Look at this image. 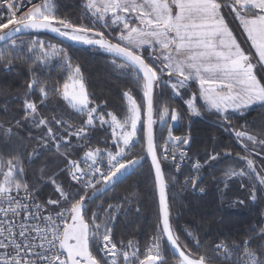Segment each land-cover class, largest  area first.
Listing matches in <instances>:
<instances>
[{
	"label": "snow or ice",
	"instance_id": "snow-or-ice-1",
	"mask_svg": "<svg viewBox=\"0 0 264 264\" xmlns=\"http://www.w3.org/2000/svg\"><path fill=\"white\" fill-rule=\"evenodd\" d=\"M81 8L87 23L58 15L56 0H0V68L14 71L16 64L27 61L31 72L23 118L38 134L27 132L34 142L27 163L49 153L64 162L54 171L44 164L30 182L26 144L15 131L23 126L21 121L0 124V145L9 146L7 155L0 151V264H169V256L172 264H213L217 258L226 264H264V230L243 245L216 244L215 257L198 251L200 241L193 230H182L192 247L181 242L162 161L171 157L179 171L190 159L184 146L191 140L173 135L169 120L178 122L179 112L156 107L157 97L168 88L175 96L188 95L185 103L192 115L199 116L203 107L226 125L230 113L264 109V0H83ZM32 32L54 33L111 54L112 64L138 87L139 99L125 91L123 114L108 110L106 102L98 103L89 92L80 66L65 47L20 39ZM56 67L63 72L59 79L50 74ZM193 82L198 91L189 95ZM52 97L62 104L50 107ZM45 109L52 114L44 115ZM157 115L167 128L163 145L154 135ZM97 127L110 130L103 147L94 144ZM226 130L234 133L244 154L238 153L226 167L221 182L227 188L236 178L255 201L258 189L264 196V159L259 170L253 159L264 156V136L251 134L247 125ZM137 147L143 153L133 155ZM145 155L154 168L159 220L142 250L135 239L114 237L117 217L127 215L121 212L124 204L104 207L96 200L142 166ZM222 157L232 159L231 151L213 148L203 164L193 160L184 185L195 187L202 168ZM48 185L51 194L43 196L41 188ZM124 200L132 202L128 196ZM257 238L260 250L251 246Z\"/></svg>",
	"mask_w": 264,
	"mask_h": 264
},
{
	"label": "trees",
	"instance_id": "trees-1",
	"mask_svg": "<svg viewBox=\"0 0 264 264\" xmlns=\"http://www.w3.org/2000/svg\"><path fill=\"white\" fill-rule=\"evenodd\" d=\"M82 3L83 0H57V14L71 20L73 23H87V20L81 19L83 14ZM20 39L24 42L31 39H40L50 44L65 47L68 55L72 57L73 63L80 66L89 92L98 103L106 102L108 110L118 115L123 114L126 106V101L123 98L125 91L131 90L139 99L138 87L130 77L123 75L122 70L117 69L112 64L111 55L100 50L77 49L62 44L43 33L28 34ZM56 63V61H53L54 66ZM50 74L59 79L63 72L56 67L55 72L51 73L50 71ZM30 75L27 61L16 64L14 71H5L0 68V124L11 126L15 121H21L23 126L15 129V131L24 138L26 144L24 159L29 173V181L31 182L38 178V170L44 164L49 165V171H54L58 170V166L62 167L64 162L62 158L49 153L38 160H34L31 165L27 163V153L33 148L34 142L27 136L30 126L23 118L22 101L26 94ZM191 88L195 90L193 85H191ZM56 100V97H52L49 101ZM5 105H7V110H5ZM162 106H167L169 109H175L179 112L181 130L178 133L185 134L189 132L192 140L191 158L203 156L213 148L217 151H231L232 153V159L222 157L218 161H212L205 168L203 185L206 193L204 196L197 197L181 193L176 189L168 191L172 222L181 234V242L192 247L191 237L184 235L182 230L184 228L193 230L200 241L198 251L214 257L213 249L217 243L224 242L230 246L243 245L250 237L257 236V233L264 230V196L260 195L258 189L257 199L253 201L249 196V190L241 188L236 178L228 182L227 188H225L221 179L223 171L234 163L237 154H244L234 133L227 131L226 128L230 126L235 130H242L243 126L247 125V130L251 134L264 136V109H254L243 115H231L230 125H226L219 119L217 114L205 111L204 108H201L202 117L194 119L188 111L185 101L176 98L168 88L162 90V98L157 97V110L159 111ZM108 135H110V130L105 132L97 127L94 133V144L103 147V140ZM155 137L158 144H160L163 131L158 127L155 130ZM11 148L16 150L15 145H12ZM253 159L257 161L259 170L260 162L264 159V156H253ZM236 166L239 167L240 165ZM162 167L168 183L181 181L185 177L183 175L176 178L170 174L166 165L162 164ZM63 179L67 183V177L65 176ZM46 189L47 186L41 188L43 196L46 195ZM126 196L131 199L130 204L124 200ZM108 197L111 198L108 201L109 203L124 204L122 212H127L126 216L121 215L115 225L118 227L114 229V237L125 241L135 239L140 242L143 249V245L148 242L149 237L156 230L159 220V199L151 162L147 160L132 177L126 179L113 191L97 200L96 204ZM240 201H243V203H240ZM260 243V239L257 238L251 241V246L254 250H260ZM169 261H172L171 256H169ZM213 264L225 263L214 260Z\"/></svg>",
	"mask_w": 264,
	"mask_h": 264
},
{
	"label": "built area",
	"instance_id": "built-area-1",
	"mask_svg": "<svg viewBox=\"0 0 264 264\" xmlns=\"http://www.w3.org/2000/svg\"><path fill=\"white\" fill-rule=\"evenodd\" d=\"M169 124L172 126L173 135L179 136L181 138L190 137L189 132H186L185 134L184 133L183 134L178 133V131L181 130V121L180 120L178 122H172L169 120ZM156 125H157V123H156ZM157 126L158 127L160 126V128H162L161 125H157ZM162 131H163V138H162V141L160 142V145H163L165 143V141L167 140V135H168L167 128H162ZM184 150L188 152V157L190 159H186L183 162V164L180 165L179 171H177V169H176V162L172 161L171 157H169L168 161H162V164L166 165L169 168L170 174L172 176L178 178V177L185 175L184 179H182L181 181H176L175 183H168L169 184V190L176 189V190L180 191L181 193L191 194V195H194L197 197H202L206 193V189L203 185V175L205 172V167L202 168L201 173H200V179L197 181V184L195 187H192L191 185L185 186L184 185L185 178L192 173V169H191L190 165H191L193 160L191 158L189 145L184 146ZM178 156H179V152H177V157ZM200 162L203 164V162L201 160H200ZM201 188H203L204 190L200 191ZM213 253H214V257H215L216 253H215L214 249H213ZM216 261L219 263H225L226 264V262H222L218 258L216 259Z\"/></svg>",
	"mask_w": 264,
	"mask_h": 264
},
{
	"label": "rangeland",
	"instance_id": "rangeland-1",
	"mask_svg": "<svg viewBox=\"0 0 264 264\" xmlns=\"http://www.w3.org/2000/svg\"><path fill=\"white\" fill-rule=\"evenodd\" d=\"M56 2H57V0H56ZM37 34H40V33H37ZM239 39H241V40H243L244 39V37L243 36H240V37H238ZM47 43V42H46ZM245 47H247V45H244ZM104 53H106V52H104ZM106 54H108V55H111V54H109V53H106ZM192 85H193V87L195 88L196 86H198V83H196V82H193L192 83ZM188 91V94L190 95V94H192V93H196L197 91H198V88H196L195 90L194 89H188L187 90ZM174 95V94H173ZM175 96V95H174ZM175 97H177V98H179V96H175ZM181 99H183L184 101L188 98V95H186V96H184L183 98L182 97H180ZM197 103L198 104H200V105H203V100L200 98H197ZM185 105H186V107H187V104L185 103ZM201 108H203V107H201ZM255 108V107H254ZM200 111H201V109H200ZM208 112H210V111H208ZM211 113H214V112H211ZM191 114V113H190ZM215 114V113H214ZM191 116L194 118V119H199V118H201L202 117V115L200 114L199 116H196V115H192L191 114ZM156 119H157V125H160L159 124V118H158V115H157V117H156ZM156 124H155V130H156V127H158ZM159 129H161L162 130V128H160V126L158 127ZM138 135H139V133H138ZM190 140H191V138H190ZM191 142H192V140H191ZM189 147H191V143L189 144ZM8 149H9V146H4V145H0V151H3L4 152V154L5 155H7L8 154ZM7 151V152H6ZM211 151V150H210ZM141 152H143V148H141V147H137V148H135L134 150H133V155H136V154H141ZM209 153L208 152H206L203 156H199V157H194V158H192V160H195V159H200L203 163H204V161H205V158H206V156L208 155ZM211 163V162H210ZM207 167V165L205 166V168ZM29 173H28V170H27V166H26V177H27V179L29 180ZM49 194H51V186L50 185H48L47 186V189H46V195L45 196H47V195H49ZM111 200V198H104L99 204H103V206L104 207H107V205L109 204V202L108 201H110ZM107 202H108V204H107ZM111 204H117V203H111ZM121 212H122V209H121ZM121 218V215L120 216H118L117 217V219H116V224L118 223V220ZM116 227H118V226H115L114 227V229L116 228ZM117 229V228H116ZM143 250V249H142ZM169 264H172V261H169Z\"/></svg>",
	"mask_w": 264,
	"mask_h": 264
},
{
	"label": "water",
	"instance_id": "water-1",
	"mask_svg": "<svg viewBox=\"0 0 264 264\" xmlns=\"http://www.w3.org/2000/svg\"><path fill=\"white\" fill-rule=\"evenodd\" d=\"M32 33H43V34H47V35H49L50 37H52V38L56 39L57 41H59L60 43L65 44V45H68V46H71V47H74V48H77V49H94V50H97V48H93V47L86 46V45L75 44V43H71V42H69V41H67V40H63L61 37L57 36V35L54 34V33H50V32H32ZM32 33H28V34H32ZM28 34H25V35H23V36H21V37H24V36H26V35H28ZM100 51L104 52L103 50H100ZM154 135H155V125H154ZM147 160H149V161L151 162V158L145 155V159H144V161L142 162V166L145 164V162H146ZM142 166L138 167V168L135 169V170H130V172H129L128 174H126V175L121 179V182H120V183H122V182L125 181L126 179L132 177V176H133L138 170H140V169L142 168ZM152 167H153V166H152ZM162 168H163V167H162ZM153 170H154V168H153ZM120 183H118V184L115 186V188H116ZM108 193H109V192H108ZM108 193H107V194H108ZM157 193H158V191H157ZM107 194H106V195H107ZM104 196H105V195L101 196L99 199H101V198L104 197ZM99 199H97V200H99ZM158 199H159V198H158ZM97 200H96V201H97Z\"/></svg>",
	"mask_w": 264,
	"mask_h": 264
},
{
	"label": "crops",
	"instance_id": "crops-1",
	"mask_svg": "<svg viewBox=\"0 0 264 264\" xmlns=\"http://www.w3.org/2000/svg\"><path fill=\"white\" fill-rule=\"evenodd\" d=\"M198 87H199V86H196L195 89L198 88ZM176 98H177V97H176ZM198 98H199V97H198ZM179 99H181V98L179 97ZM199 99H200V98H199ZM48 103H49L50 106H52V105L62 104V101H60L59 99H57L56 101H53V102L49 101ZM254 109H258V107H255V108H253V109H251V110H249V111H247V112H245V113H248V112H250V111H252V110H254ZM245 113H244V114H245ZM43 114H44V115H49V116H50L52 113H51L49 110L45 109V111H44ZM230 115H241V114H240V113H230ZM73 119L76 120V121H79L80 118L74 116ZM28 127H29V126H28ZM29 128H30V127H29ZM30 130L34 131L35 133L37 132L36 129H31V128H30ZM40 131H42V130H40Z\"/></svg>",
	"mask_w": 264,
	"mask_h": 264
}]
</instances>
